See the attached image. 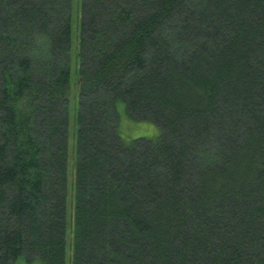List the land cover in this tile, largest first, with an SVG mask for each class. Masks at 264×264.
<instances>
[{
	"label": "trees",
	"instance_id": "16d2710c",
	"mask_svg": "<svg viewBox=\"0 0 264 264\" xmlns=\"http://www.w3.org/2000/svg\"><path fill=\"white\" fill-rule=\"evenodd\" d=\"M79 47L71 264H264V0H82ZM70 48L0 0V264H66Z\"/></svg>",
	"mask_w": 264,
	"mask_h": 264
},
{
	"label": "rangeland",
	"instance_id": "374dc122",
	"mask_svg": "<svg viewBox=\"0 0 264 264\" xmlns=\"http://www.w3.org/2000/svg\"><path fill=\"white\" fill-rule=\"evenodd\" d=\"M81 3L82 0H71V48H70V104H69V129L68 148L69 161L67 166L66 188V233H65V262L71 264L72 257V233L75 206V161H76V118L79 109L77 94V82L79 79V38L81 28ZM76 89V91H75ZM118 134L126 142L138 139H155L158 137V129L150 123H138L129 119L125 111V105H117ZM17 264H24L19 260ZM35 264H39L36 262Z\"/></svg>",
	"mask_w": 264,
	"mask_h": 264
}]
</instances>
